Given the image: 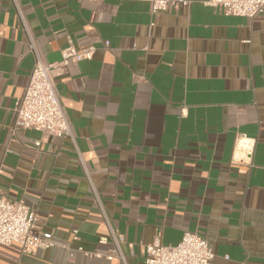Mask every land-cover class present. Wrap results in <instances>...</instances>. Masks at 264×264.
<instances>
[{"label":"crops","instance_id":"0c3cea01","mask_svg":"<svg viewBox=\"0 0 264 264\" xmlns=\"http://www.w3.org/2000/svg\"><path fill=\"white\" fill-rule=\"evenodd\" d=\"M189 1L0 0V192L56 245L0 246V264H144L156 235L172 247L186 232L212 264H264V15ZM22 24L73 140L14 128L34 63ZM69 41L90 60L61 64ZM109 229L124 263L105 258Z\"/></svg>","mask_w":264,"mask_h":264},{"label":"built area","instance_id":"2783aa9c","mask_svg":"<svg viewBox=\"0 0 264 264\" xmlns=\"http://www.w3.org/2000/svg\"><path fill=\"white\" fill-rule=\"evenodd\" d=\"M96 2L97 0H93ZM150 3L151 14L164 13L181 7H188L189 0H146ZM208 7L219 10L224 17H240L254 19L264 15V0H206ZM30 52L34 57L33 67L30 71L27 85L23 96L14 104L15 125L17 129H33L44 136L54 138L74 139L73 131L58 97L54 80L53 65H47L41 60L36 45L22 24ZM93 47L76 50L69 41V46L62 52L61 64L77 63L90 60ZM14 129V130H15ZM87 179H89L85 172ZM96 202L98 200L96 198ZM103 220L108 226V221L103 215ZM36 214L21 202H12L0 192V246L17 244L22 253L34 254L39 250H47L56 247L50 233L40 232L34 234ZM109 228V226H108ZM110 230V241L112 250L105 255L108 261L118 259L124 263L121 254V235L114 234ZM73 240H77L74 232ZM101 244H106V239H100ZM66 248V246H61ZM77 251L84 253L82 247ZM92 258L102 256L88 254ZM214 254L208 241L195 233L186 232L176 246H163L159 235L146 247V258L144 264H212Z\"/></svg>","mask_w":264,"mask_h":264}]
</instances>
